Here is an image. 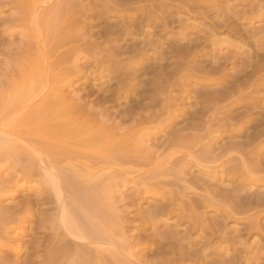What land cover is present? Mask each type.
<instances>
[{
  "label": "rangeland",
  "instance_id": "1",
  "mask_svg": "<svg viewBox=\"0 0 264 264\" xmlns=\"http://www.w3.org/2000/svg\"><path fill=\"white\" fill-rule=\"evenodd\" d=\"M19 1L0 0V264H264V0Z\"/></svg>",
  "mask_w": 264,
  "mask_h": 264
},
{
  "label": "bare ground",
  "instance_id": "2",
  "mask_svg": "<svg viewBox=\"0 0 264 264\" xmlns=\"http://www.w3.org/2000/svg\"><path fill=\"white\" fill-rule=\"evenodd\" d=\"M18 1H19V0H18ZM115 1H116V4H115V5L117 6V8H125V7L137 6L136 9L134 8V9L136 10L135 12H137V13L141 12L142 10H146V9H147L146 7L139 6V5H141L143 2H149V3H150V2H151V3H156L157 1L160 2V0H115ZM237 1H238V0H237ZM19 2H20L21 5H22L21 7L26 8L25 4L23 3V0H20ZM235 3H236V2H235ZM185 4H186V3H185ZM178 5H179V4H178ZM188 5H189V3H188ZM159 6H161V8H163L164 10H165V8H167V7L164 5V3H162V4L159 5ZM169 7H170V8H168V9H171V10H172L173 8H176V6H173V5H171V6H169ZM188 7H189V6H188ZM149 8L152 9V10H155L154 6H151V7H149ZM156 8H158V7L156 6ZM262 8H263V7H262ZM262 8H261V9H262ZM126 9H127V8H126ZM130 9H131V8H130ZM130 9H129V10H130ZM35 10H36V9L34 8V9L32 10V12H35ZM132 10H133V9H132ZM147 10L149 11V9H147ZM147 10H146V11H147ZM164 10H163V11H164ZM176 10H177V9H176ZM146 11H142V12H146ZM148 11H147V12H148ZM261 11H262V10H261ZM128 12H129V11H128ZM135 12H134V13H135ZM152 12H153V11H152ZM170 12H171V11H170ZM130 13H131V12H130ZM139 14H140V13H139ZM249 14H250V13H249ZM127 15H128V14H127ZM131 15H132V14H131ZM153 15H154V14H153ZM155 15H156V14H155ZM155 15H154V16H155ZM157 16H158V15H157ZM157 16H156V18H157ZM164 16H165V15H164ZM246 16H247V15H246ZM144 17H145V14H144ZM144 17H143V18H144ZM146 17L150 18V17H152V16L149 15V16H146ZM244 17H245V16H244ZM249 17H250V15H249ZM153 18H155V17H153ZM159 18H161V20L164 18L163 21H161L162 23H161V22H159V23H161L162 26L165 25L164 27L167 29V27H168L167 25H169V23H168L169 20H168L166 17H163V18H162V16L160 17V15H159ZM250 18H251V17H250ZM151 19H152V18H151ZM149 20H150V19H149ZM159 20H160V19H159ZM253 20H254V19H253ZM144 21L148 22V19H145ZM157 21H158V20H157ZM124 22H125V21H124ZM214 23H215V22H214ZM140 24L142 25V23H140ZM215 26H216V24H215ZM156 28H157V27H156ZM164 31H165V30H164ZM118 32H119V31H118ZM253 37H254V36H253ZM183 38H184V37H183ZM185 38H186V37H185ZM261 39H262V37H261ZM261 39H260V40H261ZM263 39H264V38H263ZM263 39H262L261 41H259V42H262ZM255 40H256V39H255ZM191 42H192V41H191ZM257 42H258V41H257ZM69 43H70V42H69ZM66 44H68V43H65L63 46L61 45V47H62V48H63V47H67V46H65ZM84 44H85V43H84ZM87 44H88V43H87ZM69 45H70V44H69ZM88 45H89V44H88ZM148 45H149V44H148ZM182 45H183V47H184V45H186V44H182ZM182 45L179 44V47L182 46ZM188 45H190V44H188ZM188 45H187V47H185L184 49L187 48V51H188V48H189V51H191V50L193 51V49H192V48H193V47H192L193 44L190 45L191 47H188ZM256 45H257V44H256ZM258 45H259V44H258ZM82 46H83V45H82ZM90 46H91V45H90ZM136 46H137V45H136ZM152 46H153V45H152ZM161 46H162V45H161ZM157 47H158V46H157ZM176 47H177V46H176ZM179 47H178V48H179ZM257 47H259V46H257ZM160 48H161V47H160ZM172 48H173V47H172ZM178 48H177V49H178ZM196 48H198V47H196ZM196 48H195V49H196ZM261 48H262V46H261ZM263 48H264V47H263ZM58 49H59V48L57 47L55 51H57V52L60 51V50H58ZM63 49H64V48H63ZM71 49H73V48H70V50H71ZM175 49H176V48H175ZM177 49H176V50H177ZM180 49H181V51H182V48H181V47H180ZM184 49H183V50H184ZM190 49H191V50H190ZM70 50H68V51H70ZM75 50H76V49H75ZM81 50H82V49H81ZM81 50H79V51H81ZM83 50H84V49H83ZM86 50H87V49H86ZM142 50H143V49H142ZM166 50H167V49H166ZM172 50H173V49H171V51H172ZM176 50H175V51H176ZM196 50H197V49H196ZM196 50H195V51H196ZM168 51H169V49H168ZM189 51H188V52H189ZM192 51H191V52H192ZM261 51H264V50H261ZM57 52H54L55 54H53L52 56L54 57V59H57V62H58L60 56H57ZM76 52H77V51H76ZM196 52H197V51H196ZM83 53H84V51H83ZM178 53L180 54V52H178ZM194 53H195V52H194ZM64 54H65V53H64ZM171 54H172V53H171ZM174 54H175V53H174ZM257 54H258V53H257ZM86 55H89V54H86ZM86 55H85V56H86ZM258 55H260V54H258ZM263 55H264V54H263ZM160 56H161V55H160ZM162 56H163V55H162ZM64 57H65V56H64ZM64 57L61 56V59H62V58L64 59ZM87 57H88V56H87ZM63 59H62V60H63ZM51 60H52V59H51ZM53 61H54V60H53ZM58 63H59V62H58ZM55 64H57V63H54V64L51 65V66H55ZM60 64H61V63H60ZM248 64H249V66H250V63H248ZM58 65H59V64H57V68H59V66H60V65H59V66H58ZM245 65H247V63H246ZM249 66H248V67H249ZM250 67H251V66H250ZM252 67H253V66H252ZM54 68H56V67H54ZM241 73H242V72H241ZM243 73H244V71H243ZM247 73H248V72H247ZM237 74H238V73H237ZM244 74H245V73H244ZM241 75H242V74H241ZM229 76H230V75H229ZM235 76H236V75H235ZM244 76H245V75H244ZM244 76H243L242 78H244ZM233 77H234V76H233ZM236 77H237V76H236ZM240 77H241V76H240ZM238 78H239V77H238ZM218 80H219V79H218ZM235 80H236V79H235ZM240 80H241V79H240ZM204 81H205V80H204ZM213 81H214V80H213ZM232 81H234V80H232ZM241 81H242V80H241ZM206 82H207V80H206ZM208 82H209V81H208ZM236 82H237V81H235L234 83H236ZM239 82H240V81H238L237 83L239 84ZM210 83H211V82H210ZM212 83H213V82H212ZM228 83H229V82H228ZM232 83H233V82H232ZM234 83H233V85H234ZM240 83H241V82H240ZM243 83H244V82H243ZM245 83H246V82H245ZM221 85H222V84H221ZM223 85H224V84H223ZM230 85H231V84H230ZM241 85H242V83H241ZM241 85H239V86H241ZM226 86H227V85H226ZM235 86L237 87L238 85H235ZM223 87H224V86H223ZM221 88H222V86H221ZM224 88H225V87H224ZM235 89H236V88H235ZM235 89H234V90H235ZM238 89H239V88H238ZM238 89H237V90H238ZM217 90L219 91V89H217ZM239 90H240V89H239ZM212 91H214V90H212ZM224 91H225V92H224L225 95H224V96H223V95H222V96L219 95V96L221 97V100H222V101H224V102H225V101H229V100L232 98V97L230 96V95H232V94H230V92H232V91H231V87H230L229 91H228V90L226 91V88L224 89ZM214 92H215V94H216L217 91H214ZM240 92H241V90H240ZM217 93H218V92H217ZM219 93H220V92H219ZM238 93H239V92H238ZM215 94H214V98H215V96H216ZM220 94H221V93H220ZM202 95H203V93H202ZM202 95H201V96H202ZM206 95H207V94H206ZM206 95H204V96H205V99H204L203 101H201V100L199 99L201 102H203V103H202V104H203V107H200V108H205V109H206V107H208V106H210V105H208V106L205 107V104L212 102V101H211V100H212V96H210V98L206 99ZM212 95H213V92H212ZM217 95H218V94H217ZM199 96H200V95H199ZM201 96H200V97H201ZM204 96H202V99L204 98ZM216 97H217V96H216ZM245 97H246V96H245ZM234 98H235V97H234ZM246 98H247V97H246ZM196 99H197V98H196ZM219 99H220V98L218 97L217 100H219ZM239 103H240V102H239ZM202 104H201V105H202ZM227 105H228V104H227ZM237 105H238V104H237ZM227 107H228V106H227ZM230 107H232V106H230ZM234 107H235V106H234ZM208 108H209V107H208ZM229 109H230V108H229ZM200 110H202V109H200ZM197 112H198V114H199V110H198ZM200 112H201V111H200ZM204 112H205V111H204ZM216 112H217V111H216ZM195 113H196V112H195ZM198 114H197V115L195 114V115H196L195 117H198ZM192 115H193V114H192ZM202 115H203V113H202ZM190 116H191V115H190ZM193 116H194V115H193ZM199 116H200V115H199ZM226 116H227V114H226ZM191 117H192V116H191ZM239 117H240V116H239ZM193 118H194V117H193ZM211 126H212V125H211ZM220 129H221V128H220ZM238 131H239V130H238ZM87 132H89V131H87ZM210 134H211V133H210ZM123 135H125V134H123ZM64 136H65V137H66V136L69 137V135H65V134H64ZM115 136H116V138H115ZM115 136H114V139H112V140H111V138H104V140H107V139L109 140V142L106 143L107 145L105 144V142H102V141H104V140H102V139L99 138V137H97V139H96V138L93 139V141H94V142H95V141L97 142V140H98V142H99V141L102 142V144H100V146H102V150H103V151H108L109 149H113V148H115L118 144H121L122 142H124V141H125V138H126L128 135H127V136H126V135H125V136H122L121 138H119L117 134H115ZM252 136H253V135H252ZM248 137H249V136H248ZM110 140H111L112 142H111ZM91 142H92V141H91ZM109 143H110L111 145H109ZM191 145H192V144H191ZM191 145H190V146H191ZM236 145H238V144H236ZM242 145H244V144H242ZM116 148H117V147H116ZM116 148H115V149H116ZM117 149H118V148H117ZM206 149L208 150V148H206ZM210 150H211V149H210ZM209 152H211V151H209ZM208 154H210V153H208ZM259 156H260V155H259ZM259 156H258V157H259ZM197 157H198V156H197ZM258 157H257V158H258ZM260 157H261V156H260ZM257 158H256V159H257ZM200 159H201V158H200ZM208 159H209V158H208ZM231 159H232V158H231ZM258 159H259V158H258ZM201 160H202V159H201ZM261 160H262V159L260 158V159H259V162H260ZM263 160H264V158H263ZM256 161H257V160H256ZM260 163H262V161H261ZM195 165H196V164H195ZM200 166H201V165H200ZM202 167H203V165H202ZM211 169H212V168H211ZM237 196H239V195H237ZM238 199H240V196L238 197ZM224 201H225V200H224ZM241 205H242V204H241ZM258 205H259V204H258ZM238 207H239V206H238ZM245 207H247V208H248V207L251 208V203L249 202V204H247ZM258 207H260V206H258ZM240 208H241V207H240ZM253 210H254V209H253ZM249 212H250V211H249ZM243 213H244V212H243ZM200 219H201V218H200ZM202 221H203V220H202ZM199 222H200V221H199ZM195 224H196V223H195ZM199 224H200V223H199ZM209 228H210V227H209ZM261 236H262V235H261ZM39 244H40V246H41V243H39ZM39 244H38V245H39ZM39 248H40V247H39ZM48 248H49V247H48ZM180 248H181V247H180ZM187 249H188V248H187ZM37 250H38V249H37ZM48 251H49V250H48ZM50 251H51V250H50ZM55 252H56V251H55ZM48 253H49V252H48ZM56 253H57V252H56ZM64 253H65V252H64ZM87 256H88V255H87ZM188 256H189V255H188ZM188 256H187V257H188ZM46 257H47V254H46ZM89 257H90V256H89ZM200 257H201V256H200ZM195 258H196V257H195ZM86 259H87V258H86ZM89 261H91V260H87L86 263H87V264H90L91 262H89ZM203 261H204V260H203ZM203 261H202V262H203ZM44 262H45V261H44Z\"/></svg>",
  "mask_w": 264,
  "mask_h": 264
}]
</instances>
